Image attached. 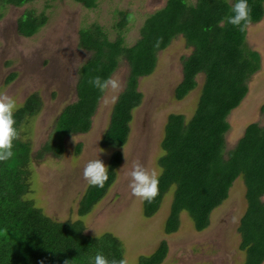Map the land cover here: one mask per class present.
<instances>
[{
	"label": "rangeland",
	"instance_id": "rangeland-1",
	"mask_svg": "<svg viewBox=\"0 0 264 264\" xmlns=\"http://www.w3.org/2000/svg\"><path fill=\"white\" fill-rule=\"evenodd\" d=\"M187 1L193 4L197 0ZM225 1L232 6L235 0ZM166 2L94 0L93 8L76 0H28L18 7L0 2V94L16 101L18 110L14 117L15 126L20 130L19 140L29 142L20 150L13 148V157L0 167V210H13L14 201L21 193L54 220L81 218L86 234L115 235L128 264H140L141 256L147 257L162 242L166 252L158 264H243L246 252L240 246L238 227L247 203L241 177L234 180L228 196L210 212L208 226L200 231L194 228L185 211L179 213L177 229L165 231L173 186L162 195L157 211L150 216L144 215L143 201L132 196L128 187L127 173L133 160L139 159L149 172L160 175L159 162L164 165L167 159H176V148L161 147L167 118L178 113L189 119L198 106L203 73L195 75V85L185 95L177 97L176 94L183 79V60L192 51L182 35L172 37L166 47L157 51L152 73L138 77L136 89L142 94L141 101L132 110L124 145L116 148L109 143L101 144L114 105L105 104L104 97L119 95L120 91L100 96L88 129L82 133L69 131L61 139L59 153L46 148L59 142L57 123L61 111L77 100L76 85L81 68L77 70V67L93 57V51L79 46L80 36L96 35L101 30L97 38L101 41L105 38L103 52L117 42L118 46H130L140 37L145 18ZM261 7L260 20L251 22L244 30L243 43L246 50L254 51L249 57L258 69L247 79L248 94L227 116L229 127L224 133L221 159L228 156L248 124L264 126V0ZM29 10L34 16L40 13L47 19L34 34L24 36L17 27ZM117 60L118 65L110 76H118L124 89L129 66L122 56ZM88 65L89 62L86 68ZM39 105H42L39 112L22 125L24 113ZM76 121L73 128L79 125ZM64 126L71 129L70 123ZM115 150L121 159L115 167L113 183L92 209L80 216L79 201L88 186L83 178L84 166L93 159H101L108 166ZM22 161L29 162L28 184L21 181L25 172L20 166ZM260 199L264 203V194Z\"/></svg>",
	"mask_w": 264,
	"mask_h": 264
},
{
	"label": "trees",
	"instance_id": "trees-1",
	"mask_svg": "<svg viewBox=\"0 0 264 264\" xmlns=\"http://www.w3.org/2000/svg\"><path fill=\"white\" fill-rule=\"evenodd\" d=\"M26 1L0 0L17 7ZM76 1L83 2L87 8L94 6V0ZM262 1L248 0L251 22L260 20ZM231 8L225 0H197L193 4L187 0H167L164 7L145 18L140 27V37L135 43L130 46H118V42L110 44L106 52L102 51L105 38L102 41L97 38H100L101 30L96 35L82 34L79 46L93 51V57L80 68V79L76 85L77 100L61 111L57 123L59 142L46 148L59 153L61 139L69 131L82 133L88 129L89 119L103 94L89 85L88 80L95 76L109 77L118 65L119 56L128 63L129 75L126 86L113 105L101 144L109 143L116 148L124 145L132 110L141 101L142 94L136 89L138 77L152 73L157 51L166 47L172 37L182 35L192 51L183 60V79L176 89L177 97H182L194 87L196 74L203 73L204 82L198 106L189 119L185 120L178 113L170 114L167 118L161 147L176 148L177 157L167 159L164 165L159 162L163 170L159 175V195L152 203L143 201L144 215L155 213L162 195L173 186L165 231L170 233L177 229L181 211L188 214L194 228L200 231L208 226L210 212L226 199L234 180L241 177L246 188L247 203L238 227L240 246L246 252L243 264H261L264 260V203L260 199L264 194V126L248 124L243 135L227 153L228 156L221 159L224 133L229 127L227 116L245 92L247 74L258 67L249 57V53L254 51H248L243 46L244 31L227 22V17L232 14ZM46 19L43 14L34 16L33 11L29 10L20 19L17 30L24 36H30L45 24ZM159 38L162 39L156 47L154 45ZM41 106L26 111L22 116V125H26ZM76 120L79 125L73 128ZM66 123H70L71 129L64 126ZM18 140L14 141L13 147L17 150L22 145H29L28 141ZM115 151L108 163L109 179L104 187L88 185L85 189L79 201L80 216L88 213L113 183L115 167L121 159L119 151ZM166 151L164 153L168 154ZM4 162H0V167ZM21 163L25 171L21 181L28 184L29 162ZM18 198L14 201L13 210H0V264H64L66 260L69 264H91L97 252L109 260L122 258L121 242L110 232L90 236L84 232L81 218L54 220L34 206L31 200L21 196V193ZM165 252L166 245L162 242L150 255L141 256L139 262L158 264Z\"/></svg>",
	"mask_w": 264,
	"mask_h": 264
},
{
	"label": "clouds",
	"instance_id": "clouds-1",
	"mask_svg": "<svg viewBox=\"0 0 264 264\" xmlns=\"http://www.w3.org/2000/svg\"><path fill=\"white\" fill-rule=\"evenodd\" d=\"M232 14L227 17V22L232 26L244 31L251 23V8L248 0H236L232 5ZM157 40L156 47L160 40ZM80 65L77 67L79 70ZM88 84L98 89L101 93H119L123 90L121 80L118 76L101 78L100 76L90 77ZM118 95H105L104 103L115 104ZM16 101L7 94H0V162L8 161L14 155V141L21 139L20 130L17 129L14 117L17 111ZM187 123V122H186ZM126 159V158H125ZM162 171L160 174H162ZM108 166L101 159L89 160L83 168V178L89 186L103 188L109 179ZM129 180L128 187L132 196L140 198L142 201L152 203L159 195V175L156 171L149 172L139 160H133L131 169L127 173ZM64 264H69L65 261ZM91 264H128L126 258H112L109 260L105 255L97 252Z\"/></svg>",
	"mask_w": 264,
	"mask_h": 264
},
{
	"label": "crops",
	"instance_id": "crops-1",
	"mask_svg": "<svg viewBox=\"0 0 264 264\" xmlns=\"http://www.w3.org/2000/svg\"><path fill=\"white\" fill-rule=\"evenodd\" d=\"M258 69V68H257ZM257 69L256 70H254L253 72H251V73H248L247 74V78L244 80V84H245V87H246V89H245V92H244V94H243V96L241 97V99L239 100V102H238V104H241V102H242V100L244 99V97L248 94V86H247V79H248V77L252 74V73H254L255 71H257ZM251 124V123H250ZM243 135V134H242ZM239 140V139H238Z\"/></svg>",
	"mask_w": 264,
	"mask_h": 264
},
{
	"label": "flooded vegetation",
	"instance_id": "flooded-vegetation-1",
	"mask_svg": "<svg viewBox=\"0 0 264 264\" xmlns=\"http://www.w3.org/2000/svg\"><path fill=\"white\" fill-rule=\"evenodd\" d=\"M257 125H259V124H257Z\"/></svg>",
	"mask_w": 264,
	"mask_h": 264
}]
</instances>
